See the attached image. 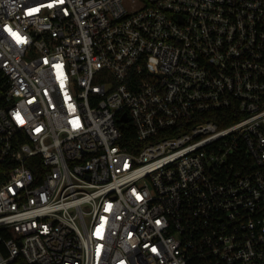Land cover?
I'll return each mask as SVG.
<instances>
[{"label":"built area","instance_id":"2783aa9c","mask_svg":"<svg viewBox=\"0 0 264 264\" xmlns=\"http://www.w3.org/2000/svg\"><path fill=\"white\" fill-rule=\"evenodd\" d=\"M0 176V264H264V0H0Z\"/></svg>","mask_w":264,"mask_h":264},{"label":"trees","instance_id":"16d2710c","mask_svg":"<svg viewBox=\"0 0 264 264\" xmlns=\"http://www.w3.org/2000/svg\"><path fill=\"white\" fill-rule=\"evenodd\" d=\"M218 114L216 113H210V114H206L203 117H198L195 120H192L190 122H182L179 124V126L174 130L175 134H181L185 131H188L190 129L191 126L195 125L196 123H199L200 121H204V120H214L217 123H219L221 126H225L228 124H231L233 120H226V121H222L220 120V118H218L217 116ZM127 139H135L133 136L127 135ZM2 180V177L0 176V182ZM12 264H28L22 257H18Z\"/></svg>","mask_w":264,"mask_h":264},{"label":"water","instance_id":"95a60500","mask_svg":"<svg viewBox=\"0 0 264 264\" xmlns=\"http://www.w3.org/2000/svg\"><path fill=\"white\" fill-rule=\"evenodd\" d=\"M123 121H125V122H126V121H127V119H126V118H124V119H123Z\"/></svg>","mask_w":264,"mask_h":264}]
</instances>
